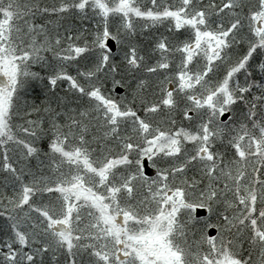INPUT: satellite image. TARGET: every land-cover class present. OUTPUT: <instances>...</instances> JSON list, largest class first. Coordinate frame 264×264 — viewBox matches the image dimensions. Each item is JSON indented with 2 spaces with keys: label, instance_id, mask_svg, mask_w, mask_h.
I'll list each match as a JSON object with an SVG mask.
<instances>
[{
  "label": "snow or ice",
  "instance_id": "obj_1",
  "mask_svg": "<svg viewBox=\"0 0 264 264\" xmlns=\"http://www.w3.org/2000/svg\"><path fill=\"white\" fill-rule=\"evenodd\" d=\"M0 264H264V0H0Z\"/></svg>",
  "mask_w": 264,
  "mask_h": 264
}]
</instances>
